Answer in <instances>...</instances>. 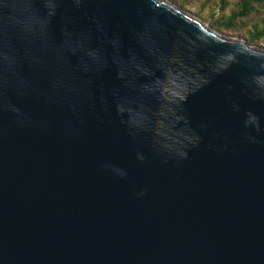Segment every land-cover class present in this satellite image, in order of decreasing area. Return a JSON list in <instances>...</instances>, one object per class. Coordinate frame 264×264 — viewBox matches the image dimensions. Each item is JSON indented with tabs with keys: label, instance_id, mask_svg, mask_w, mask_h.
<instances>
[{
	"label": "water",
	"instance_id": "water-1",
	"mask_svg": "<svg viewBox=\"0 0 264 264\" xmlns=\"http://www.w3.org/2000/svg\"><path fill=\"white\" fill-rule=\"evenodd\" d=\"M0 264H264V50L166 0H0Z\"/></svg>",
	"mask_w": 264,
	"mask_h": 264
},
{
	"label": "trees",
	"instance_id": "trees-1",
	"mask_svg": "<svg viewBox=\"0 0 264 264\" xmlns=\"http://www.w3.org/2000/svg\"><path fill=\"white\" fill-rule=\"evenodd\" d=\"M170 1L182 9H185L189 3L188 0ZM227 1L217 0L214 3L216 4L214 12L217 17L208 24V29L221 33L238 32L246 28L247 23H249V29L242 36L246 39L248 45L257 44L260 39L264 38V0H236L235 8L231 9L228 15H225L223 10L228 5Z\"/></svg>",
	"mask_w": 264,
	"mask_h": 264
},
{
	"label": "rangeland",
	"instance_id": "rangeland-1",
	"mask_svg": "<svg viewBox=\"0 0 264 264\" xmlns=\"http://www.w3.org/2000/svg\"><path fill=\"white\" fill-rule=\"evenodd\" d=\"M168 3H170L173 6H177L176 4L172 3L170 0H166ZM189 3L186 6L185 9H182L184 12L196 17L199 19L206 27H208V24L215 19L217 16L214 12L216 9V4H214L217 0H188ZM235 2L236 0H228L227 1V7L223 10V14L228 15L231 9L235 8ZM212 10V12H211ZM198 14V15H196ZM255 14V13H254ZM253 14V15H254ZM254 22H256L254 20ZM250 24L247 23V27L239 30L238 32L236 31H231V32H216L217 34L227 37V38H236L240 39L244 42H246V39L242 36L243 34H246L247 29H249ZM247 43V42H246ZM249 46H254L258 47L262 50H264V38L260 39L257 44H251Z\"/></svg>",
	"mask_w": 264,
	"mask_h": 264
}]
</instances>
